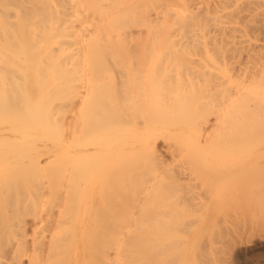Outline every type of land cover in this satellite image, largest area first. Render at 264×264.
<instances>
[{"label": "bare ground", "instance_id": "1", "mask_svg": "<svg viewBox=\"0 0 264 264\" xmlns=\"http://www.w3.org/2000/svg\"><path fill=\"white\" fill-rule=\"evenodd\" d=\"M227 1L0 0V264H168L164 211L264 156V1Z\"/></svg>", "mask_w": 264, "mask_h": 264}, {"label": "rangeland", "instance_id": "2", "mask_svg": "<svg viewBox=\"0 0 264 264\" xmlns=\"http://www.w3.org/2000/svg\"><path fill=\"white\" fill-rule=\"evenodd\" d=\"M203 1L205 2V0ZM210 1L212 2L211 7H213V5L215 6V4L217 3H220V0ZM234 1L235 0H229L227 1L228 3L225 2V9H222L223 6L221 5L224 4H222V1L220 3L221 5L218 4L221 6L220 8L216 5L218 12L220 10V13L218 14L221 15V13L227 14L231 13L230 11H236L237 7H241L237 5H242V7L244 5L245 7V2L242 1L240 4V0H236L235 2ZM227 4H229L230 7ZM259 5V7L255 5L257 8L255 6H251L252 9H248L249 11L245 10V12L252 11V14L258 12L263 15L264 12L261 11H264V4ZM232 7L234 8V10H231L233 9ZM249 7L250 5H248V7L246 8ZM224 10L229 11L225 12ZM261 14L256 13L255 16L257 18L252 17L250 19L253 20L254 18V20H256L258 18H261ZM262 61H264V58L260 60V62ZM161 147L164 146L161 144ZM163 152L164 154L168 153L165 151ZM165 158L167 159V162L171 161V164L174 161L178 162L179 160L178 158L170 160L172 159V157L168 158V156L166 155ZM182 160L186 161L187 159H180V161ZM189 161L191 160L188 159V162ZM239 161L240 160L234 158L229 159L225 162L227 163V167L221 168L219 166L218 160H211V166L209 167V169L211 170H206L204 169V167L203 170L201 166V169L203 171H209V173H214L215 175H218L215 173L216 171L217 173L223 171V173L221 172L223 175L220 173V178L222 180L220 179L219 181V178H216V180H218L219 182L215 180V175L213 174L214 178L211 179H214L216 183L212 180V182H214V186L211 184L213 186V189L210 190L211 192H205V194L209 195H207L206 197L205 194L201 193L203 195L201 196L208 198V200H202L205 198L200 199L201 197L198 194L199 192L197 193L198 198L196 197V200H194V198L191 199L192 196L195 197L196 192L187 193L188 190L185 189V192L187 194L190 193L189 195H192L191 193H193L192 196H189L186 193L184 194L183 191H180V193L182 192L184 194V198L185 195H187V197H190L189 199L187 198V200L189 201L191 199L193 201H190L191 205H189V202L187 201L186 202L188 204L185 203V205L182 202L184 206H186L187 204V210L184 206V209L182 210V206L179 207L175 204L169 206V203H167L166 207L169 206L170 208L168 209L167 207L168 210L164 208L166 211H164L163 209L164 215L162 217L163 219L161 220V223L164 222L163 224L165 227L162 226L163 224H159L160 226L164 227V229L162 228L164 232H161V234L163 235H161L160 237V241L164 240V246H159L160 248H164V251H162V253L164 254L162 255L164 257L166 256V262L168 264H178L180 260H183L181 264H264V156H254V158L246 160L242 172H233L230 173V175L233 174L234 176H228L229 173L227 174L226 172L233 171L229 167L233 166V164L239 163ZM168 163L169 165H171L170 162ZM187 164H184V166ZM202 170L199 169L200 173L202 172ZM205 172V178L203 177V173H201L202 175L200 176L202 177L198 176L199 179H196L197 181L199 180L201 185H203V180L206 178L208 179V176L210 175L208 173L207 176V173ZM224 173H226V175H224ZM211 176L212 174L210 175V177ZM194 178L195 175L193 179ZM202 178L204 179L202 180ZM197 181L194 182L198 184L199 182ZM209 182L210 180H208V182L207 180H204V184H208ZM204 186L202 188H204ZM200 189L201 188H198V190L196 191H199ZM202 190L203 192L205 191V189ZM169 191L172 192V190ZM169 191L168 193L165 192V194H169ZM177 194L178 193H176V195ZM182 196L183 195H181V197ZM210 198L211 201L209 200ZM195 201L197 202L196 207H192L193 205L195 206ZM170 203H172V200ZM192 203L194 204L192 205ZM201 205L202 207H200ZM150 222L151 224L153 223L152 214H150ZM158 232L160 234L159 230ZM149 236L151 239L149 251L151 252L150 259L152 264V260L154 258L153 253H155L154 242L152 241V238L156 235L154 236L152 230H150ZM157 237L159 238V235H157ZM158 244L159 242L157 243V245ZM22 264L25 263L23 262Z\"/></svg>", "mask_w": 264, "mask_h": 264}]
</instances>
